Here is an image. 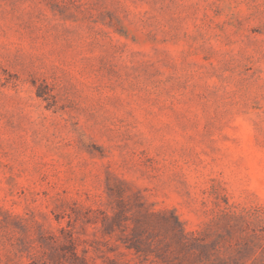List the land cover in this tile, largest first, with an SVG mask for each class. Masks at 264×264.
<instances>
[{"label": "rangeland", "instance_id": "374dc122", "mask_svg": "<svg viewBox=\"0 0 264 264\" xmlns=\"http://www.w3.org/2000/svg\"><path fill=\"white\" fill-rule=\"evenodd\" d=\"M0 264H264V0H0Z\"/></svg>", "mask_w": 264, "mask_h": 264}]
</instances>
